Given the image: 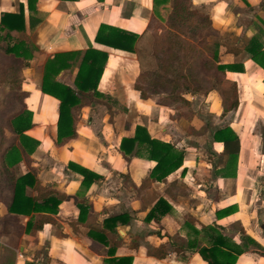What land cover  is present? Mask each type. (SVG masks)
<instances>
[{
    "label": "crops",
    "instance_id": "1",
    "mask_svg": "<svg viewBox=\"0 0 264 264\" xmlns=\"http://www.w3.org/2000/svg\"><path fill=\"white\" fill-rule=\"evenodd\" d=\"M189 1L209 15L216 32L208 40L212 45L208 53L219 44L220 64L243 67L242 72L226 71L218 91L184 95L194 113L190 121L171 118L167 107L142 100L134 90L138 75L155 65L147 31L154 15L153 0H0V21L3 14L22 17L23 29L9 45L22 42L30 54L29 59L10 58L0 49L2 77L15 61L28 63L19 70L21 91L27 94L23 102L15 99L8 84H0V264H104L121 257H131V264H206L197 254L199 247L207 245L201 228L214 224L243 250L235 264H264V204L259 220L254 199L264 173L255 174L252 166L254 154L264 158V142L256 130V123L264 121V70L246 52L251 40L264 51V0ZM101 25L138 36L133 51L96 43ZM0 36L5 37L6 31H0ZM90 48L107 54L97 86L99 97L75 117L76 137L57 145L59 102L40 91L43 66L56 54H77L71 67L56 77L74 88L81 57ZM233 94L237 108L223 117ZM195 101H199L196 108ZM22 103L31 112L32 123L24 134L38 145L30 155L20 152L17 161L14 156L5 162L4 152L19 147L11 118L23 111ZM136 126L144 127L151 139L183 151L181 167L165 181L149 180L155 161L135 157L127 163L120 155L121 138L133 137ZM226 126L239 138L235 167L223 155V144L212 138ZM6 163L15 178L34 170L41 186L66 197L56 215H44L52 221L33 233H25L28 217L7 210ZM69 163L100 179L83 189L82 176L68 169ZM262 192L264 200V187ZM26 194L32 197L35 192L27 188ZM160 198L171 206L170 213L157 222H145ZM85 205L90 206L89 212L79 217ZM224 208L233 213L217 219L216 211ZM121 214L129 216L127 223L104 226V220ZM89 232H102L107 245L90 238ZM161 248L163 258L150 254Z\"/></svg>",
    "mask_w": 264,
    "mask_h": 264
},
{
    "label": "trees",
    "instance_id": "2",
    "mask_svg": "<svg viewBox=\"0 0 264 264\" xmlns=\"http://www.w3.org/2000/svg\"><path fill=\"white\" fill-rule=\"evenodd\" d=\"M153 1L154 15L150 18L147 31L152 34H156V31H159L153 46V56L156 60L157 70L141 72L134 83V90L139 92L142 100L150 99L157 105L167 107L168 104H165L164 100L175 103L170 117L173 119L184 118L190 121L194 113L191 103L184 98V95L203 96L212 90L218 91L226 71L242 72L243 67L241 65L220 64L218 56L219 44L213 46L212 52L205 53L198 45L195 46V44L191 43L190 40L192 39H199L201 43L204 42L209 35L208 33L211 31L213 33V29L209 15L197 12L189 0ZM159 7L170 9L160 12L158 10ZM162 13H164V16ZM21 20V15H2L0 31L3 32L5 30L6 36H0V49L2 53L10 58L15 56L16 59H29L30 54L27 53L22 42H18V44L16 42L12 46L8 43L9 40L16 37L14 34L19 33L23 29ZM137 38L138 36L136 35L101 25L95 37V42L113 49L132 52V44ZM226 51H231L234 55L239 53L237 50L226 49ZM246 52L251 56V61L264 70L262 45L256 40H251L246 47ZM76 56L77 54L75 53L56 54L51 59H48L43 66L42 79L39 85L40 91L59 102L56 124L57 145L64 144L66 141L76 137L75 117L83 106L95 103V98L99 97L97 86L107 60L106 53H101L91 48L85 51L73 81L74 88H72L58 82L56 77L60 72L71 67V63ZM190 57H193L196 64L195 67H198L201 72L212 75L213 83L211 86H203L200 82L202 77L196 75L193 67H189ZM26 66H28L27 62L18 63L15 61L14 64L9 66L8 72L3 73L5 74L4 77H2V73L0 74V84H8L11 93L15 94V99L21 102H23L27 94L21 91L22 78L19 75V70ZM237 105L235 94H233L223 108L222 116L226 117L232 114L236 110ZM22 107L23 111L11 118V130L16 138L18 137L19 147L12 146L4 152V154L7 153L5 162L8 158H13L14 156H18L17 161L20 152L30 155L38 145V142L24 134L26 130L31 128L32 123L31 112L25 108L23 103ZM261 137L264 142V136L262 135ZM212 138L215 142L223 144V155L230 157L235 167L240 148L238 136L226 126L216 130ZM118 151L127 163L135 157L155 161L156 165L149 175V180L151 181H165L170 174L178 170L182 165L183 151L177 150L171 144L151 139L147 130L141 126L135 127L133 137L121 138ZM26 159H29L28 156H26ZM6 164L7 166H5L4 170L6 181H3H8L7 184L9 185L10 200L7 202V210L9 214L28 217L25 233H33L41 229L47 221H52L51 218L44 215H56L59 205L66 197L47 186H41L40 182L35 178L34 170H30L23 176L15 178L8 171V167L12 166L8 163ZM67 167L82 176L83 189H87L94 181L100 179V176L73 163H69ZM182 171L184 172V169ZM27 188L35 192L34 196L31 197L26 194ZM89 209L90 206L85 205L80 210L79 217L86 216ZM170 211L171 206L160 198L148 212L145 222L151 220L157 222L161 217L169 214ZM231 213H233L231 209L224 208L217 210L215 215L217 219H222ZM35 215L41 216L33 220ZM128 221L129 216L121 214L104 220V226H108V224L116 226L115 224L117 223H127ZM201 231L204 233L207 245L199 247L197 254L206 264H235L237 257L243 253L241 248L235 246L231 240L223 236L216 224L203 227ZM100 233L98 236L89 232L88 236L100 241L103 245H107L104 234ZM130 248L132 249V246ZM150 254L157 258H163L165 250L163 248L155 249L150 251ZM131 262V257H121L107 259L104 264H131Z\"/></svg>",
    "mask_w": 264,
    "mask_h": 264
},
{
    "label": "rangeland",
    "instance_id": "3",
    "mask_svg": "<svg viewBox=\"0 0 264 264\" xmlns=\"http://www.w3.org/2000/svg\"><path fill=\"white\" fill-rule=\"evenodd\" d=\"M170 8H166L164 9L163 7H159L158 10L160 12H165L166 10L168 11ZM197 12L201 13V14H206L196 8H194ZM191 33V32H190ZM150 34V40H151V57L153 59V62H154V67L152 69H149V70H146L144 72H152V71H156L157 70V64H156V60L153 56V46H154V41H155V38H156V35L159 34V31H156V34H152V33H149ZM209 35L206 37L205 41L201 43V40L199 39H192L190 40L191 43L195 46L198 45V47H200V49H202L205 53H207L211 48H212V45H210V47L208 46L209 45V42L208 40H211V38H213L216 34V32L213 30V33L212 31L208 33ZM195 57V56H194ZM190 65L189 67H193L195 69V73L197 76H200L202 77V79H200V82L203 84V86L207 87V86H211V84L213 83V77L210 73L208 74H204L203 72H201V70L198 69V67H195L196 64H195V61L193 59V57H190V61H189ZM193 69V70H194ZM194 72V71H192ZM150 93H152V91H150ZM163 101V100H162ZM165 104H168L167 105V108L170 110V114H172V111H173V107H174V104L175 103H172L171 101H168V100H164ZM199 101H195L193 102V107H195L196 103L198 104ZM166 107V106H164ZM196 108V107H195ZM197 112V111H196ZM229 120V119H228ZM256 130L259 132L260 136H264V121H258L256 123ZM253 169H254V173L257 174L258 172H261L262 174L264 173V158H262L261 155L259 154H254L253 155ZM258 187L259 189L261 190H257L256 192V196H255V201L257 202V210H258V219L260 220L262 218V212L260 210V206H263L264 204V200H263V192H262V188L264 187V176L262 175L261 176V180L258 181ZM249 186L254 189L253 187V184H252V180H249ZM261 198V199H260Z\"/></svg>",
    "mask_w": 264,
    "mask_h": 264
}]
</instances>
